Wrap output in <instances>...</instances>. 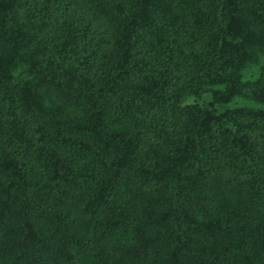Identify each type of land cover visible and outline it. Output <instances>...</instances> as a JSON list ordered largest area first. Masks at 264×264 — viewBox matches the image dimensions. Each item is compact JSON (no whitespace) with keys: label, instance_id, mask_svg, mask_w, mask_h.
I'll list each match as a JSON object with an SVG mask.
<instances>
[{"label":"trees","instance_id":"obj_1","mask_svg":"<svg viewBox=\"0 0 264 264\" xmlns=\"http://www.w3.org/2000/svg\"><path fill=\"white\" fill-rule=\"evenodd\" d=\"M0 264H264V0H0Z\"/></svg>","mask_w":264,"mask_h":264}]
</instances>
